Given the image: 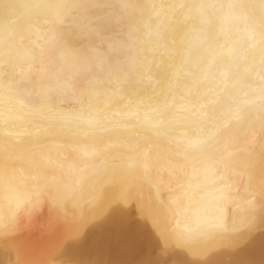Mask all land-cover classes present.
Returning a JSON list of instances; mask_svg holds the SVG:
<instances>
[{
	"label": "snow or ice",
	"instance_id": "snow-or-ice-1",
	"mask_svg": "<svg viewBox=\"0 0 264 264\" xmlns=\"http://www.w3.org/2000/svg\"><path fill=\"white\" fill-rule=\"evenodd\" d=\"M20 6L22 27L0 31V237L17 264H51L28 255L23 231L79 237L133 200L141 219L183 243L264 213V0ZM132 15L176 61L160 98L128 95V74L110 64L135 38L104 29ZM178 28V41H165Z\"/></svg>",
	"mask_w": 264,
	"mask_h": 264
},
{
	"label": "bare ground",
	"instance_id": "bare-ground-1",
	"mask_svg": "<svg viewBox=\"0 0 264 264\" xmlns=\"http://www.w3.org/2000/svg\"><path fill=\"white\" fill-rule=\"evenodd\" d=\"M25 223L23 217L19 219ZM140 218L133 200L110 215L84 226L79 237L61 239L36 227L19 238L31 257L51 264H264V213L239 230L222 231L211 239L178 242L173 234L154 230ZM16 249L0 237V264H17Z\"/></svg>",
	"mask_w": 264,
	"mask_h": 264
},
{
	"label": "clouds",
	"instance_id": "clouds-1",
	"mask_svg": "<svg viewBox=\"0 0 264 264\" xmlns=\"http://www.w3.org/2000/svg\"><path fill=\"white\" fill-rule=\"evenodd\" d=\"M22 0H0V31L5 34L10 25L18 29L23 25ZM145 0H135V3L142 5ZM155 23V21L153 22ZM135 30V31H134ZM182 29L178 28L176 34H165V41L173 39L178 41L179 33ZM130 33L134 36L131 47L122 49L118 54L113 53L110 57V64L119 72L128 74V84L126 92L128 95H141L160 98L168 88L174 70L175 60H170L159 55L157 44L158 38H148L146 30L137 15L123 18L119 22L108 25L103 34L114 40L129 42ZM83 54L88 55V48H83ZM135 58L133 61L132 58ZM146 75L154 77L153 82L145 79ZM84 81H82V84ZM3 137L0 136V144ZM3 167V154L0 153V172ZM2 189V184H0ZM8 214V205L0 196V221H3Z\"/></svg>",
	"mask_w": 264,
	"mask_h": 264
}]
</instances>
